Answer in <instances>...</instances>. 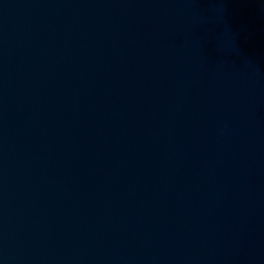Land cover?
<instances>
[{
    "label": "water",
    "instance_id": "water-1",
    "mask_svg": "<svg viewBox=\"0 0 264 264\" xmlns=\"http://www.w3.org/2000/svg\"><path fill=\"white\" fill-rule=\"evenodd\" d=\"M0 264H264V0H0Z\"/></svg>",
    "mask_w": 264,
    "mask_h": 264
}]
</instances>
